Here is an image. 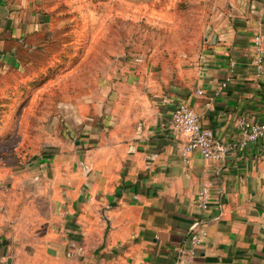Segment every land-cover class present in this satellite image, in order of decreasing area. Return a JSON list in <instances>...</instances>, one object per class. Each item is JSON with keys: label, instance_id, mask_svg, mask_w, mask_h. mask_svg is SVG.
<instances>
[{"label": "crops", "instance_id": "1", "mask_svg": "<svg viewBox=\"0 0 264 264\" xmlns=\"http://www.w3.org/2000/svg\"><path fill=\"white\" fill-rule=\"evenodd\" d=\"M48 13L42 0H0V102L25 72L21 51L49 36ZM256 34L264 40V0H225L194 65L170 88L132 73L103 84V73L57 106L28 108L22 125L40 130L37 142L21 164H0V264H175L201 217L206 179L208 236L193 261L264 264V139L220 160L199 150L186 160V136L170 126L181 100L225 140L240 116L264 122Z\"/></svg>", "mask_w": 264, "mask_h": 264}, {"label": "rangeland", "instance_id": "2", "mask_svg": "<svg viewBox=\"0 0 264 264\" xmlns=\"http://www.w3.org/2000/svg\"><path fill=\"white\" fill-rule=\"evenodd\" d=\"M224 1L42 0L49 36L37 49L21 51L25 72L1 98L0 164H21L17 159L35 146L40 130L22 125L32 105L57 106L85 84L94 87L103 73V84L132 73L165 90L183 80Z\"/></svg>", "mask_w": 264, "mask_h": 264}, {"label": "built area", "instance_id": "3", "mask_svg": "<svg viewBox=\"0 0 264 264\" xmlns=\"http://www.w3.org/2000/svg\"><path fill=\"white\" fill-rule=\"evenodd\" d=\"M255 54L252 58L258 73L264 72V40L260 34L253 37ZM137 60L142 58L136 57ZM226 82L223 83V86ZM197 92L201 94L202 89ZM237 136L232 140H225L217 136L214 131L202 124L201 116L188 102L181 100L173 109L170 126L176 134L186 136L181 154L188 160L190 154L199 150L202 156L208 160H220L231 152H243L252 144H259L264 139V122L255 118L240 116L237 121ZM214 182L206 179L199 188L196 196V204L201 212L189 233L190 245L180 247L174 252L175 264H196L193 260L197 255V247L208 236L205 226L206 215L210 210L213 199Z\"/></svg>", "mask_w": 264, "mask_h": 264}, {"label": "water", "instance_id": "4", "mask_svg": "<svg viewBox=\"0 0 264 264\" xmlns=\"http://www.w3.org/2000/svg\"><path fill=\"white\" fill-rule=\"evenodd\" d=\"M16 65H18V64H16Z\"/></svg>", "mask_w": 264, "mask_h": 264}]
</instances>
